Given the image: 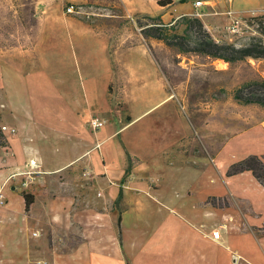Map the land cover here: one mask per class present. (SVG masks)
I'll return each instance as SVG.
<instances>
[{"label":"crops","instance_id":"0c3cea01","mask_svg":"<svg viewBox=\"0 0 264 264\" xmlns=\"http://www.w3.org/2000/svg\"><path fill=\"white\" fill-rule=\"evenodd\" d=\"M59 1L38 3L32 61L0 58V186L8 182L0 264H264V187L250 172L228 176L232 165L264 156L263 139L247 130L222 142V129L207 125L215 137L205 142L146 43L112 51L109 34L68 16ZM207 4L205 16L222 15L221 1ZM94 117L103 119L97 130ZM138 123L133 143L124 139ZM25 172L31 183L53 176L70 191L28 193L26 212V176H14ZM157 197L166 213L147 209Z\"/></svg>","mask_w":264,"mask_h":264},{"label":"rangeland","instance_id":"374dc122","mask_svg":"<svg viewBox=\"0 0 264 264\" xmlns=\"http://www.w3.org/2000/svg\"><path fill=\"white\" fill-rule=\"evenodd\" d=\"M41 1L47 0H0V58L17 54L29 58L30 61L34 59L33 49L39 24L37 8ZM130 1L131 8L127 9L124 6L125 11L122 10L117 0H60L59 2H62L64 12L68 16L81 19L98 33L109 34L112 51L123 52L133 45L145 43L137 29V15H144L138 12L141 9L151 12L158 11L161 16H164L165 23L175 22L180 17L199 19L205 30L219 43H232L240 47L254 38L262 37L264 40L262 36L264 35V24L259 27L257 22V18L264 15V0H235L232 4L228 0H219L221 1L219 12L222 15L217 17L204 15V12L209 13L205 8L208 4L200 11H196L194 3L197 0H172L173 4L167 8L157 5V1L160 0ZM203 1L208 3L210 0ZM214 1L217 2V0ZM69 7H73L75 13H67ZM230 8L240 14L243 19V24L236 34H228L227 31L230 19L225 13ZM197 12L201 17L196 15ZM185 27L186 25L181 26L180 29ZM150 43L153 48L151 54L167 80L169 91L175 101L183 107H180L181 112L191 121L194 130L204 135L205 142L215 137V133L209 134L204 131L207 125L210 130L222 129V142L229 134L248 130L249 133L257 134L260 139H263L256 144L260 146L257 152L264 154V108L256 104H241L234 99L235 91L244 83L264 80V59H248L245 62L228 66L223 61L211 60L197 54H179L178 50H170L157 41ZM120 65L121 63L118 62L117 66ZM222 90H225V93L220 92ZM158 101L159 99L153 96L150 105ZM116 108L120 110L121 106ZM160 112L157 108L152 114L157 116ZM101 117L93 119L98 118L100 122H103ZM111 119L118 127L119 123L115 117L111 116ZM141 124L138 123L128 129L124 134V139L127 138L133 143L132 133ZM226 127L230 129L227 130ZM216 130L214 131L217 133ZM257 131L259 133H256ZM118 142V139L109 141L107 146H113ZM56 180L51 176V179L45 183H40L38 180L33 181L34 183L30 181L27 187L21 184L20 189L30 194L35 192L37 195L53 196L59 192L69 193L70 187L65 182L57 184ZM156 184L155 181L150 180V185ZM163 192H167L166 186L163 187ZM157 198L158 200L151 199L147 209H162L161 211L166 213L165 203L159 197ZM220 205L223 206L222 201ZM263 231L264 228L261 229V232Z\"/></svg>","mask_w":264,"mask_h":264},{"label":"trees","instance_id":"16d2710c","mask_svg":"<svg viewBox=\"0 0 264 264\" xmlns=\"http://www.w3.org/2000/svg\"><path fill=\"white\" fill-rule=\"evenodd\" d=\"M118 4L125 11L120 0ZM173 4L172 0H160L157 5L167 8ZM137 29L145 41L150 52L153 51L151 41L162 43L170 50H178L179 54H197L208 59L223 61L228 66H233L248 59H264V40L254 38L244 46L237 47L232 43H219L208 33L199 19L180 17L172 23H165L162 16H151L148 14L137 15ZM144 20V21H143ZM258 26L264 24V15L257 18ZM186 27L180 29L181 26ZM264 37V35H262ZM170 92V91H169ZM220 92H224L222 90ZM171 93V92H170ZM234 99L241 104H256L264 108V80H252L241 85L234 93ZM190 121V120H189ZM191 122V121H190ZM5 146V138L0 134V151ZM133 167V160L129 158L130 175ZM250 172L255 180L264 187V156H249L248 158L232 165L228 176H235ZM25 200V211L30 210L34 202L32 195L22 194ZM122 196V191L120 192Z\"/></svg>","mask_w":264,"mask_h":264},{"label":"built area","instance_id":"2783aa9c","mask_svg":"<svg viewBox=\"0 0 264 264\" xmlns=\"http://www.w3.org/2000/svg\"><path fill=\"white\" fill-rule=\"evenodd\" d=\"M231 4L235 1V0H228ZM206 5V3L203 0H197L194 3V7L196 9V11H200L204 6ZM67 13L69 14H73L74 12V8L73 7H69L67 9ZM228 18L230 19V24L227 27V31L228 34H236L239 32L240 30V26L243 24V19L241 18L240 14L234 12L231 8L225 13ZM198 17H201V15L197 12L196 14ZM100 125V120L98 118H95L91 121V126L94 130H97L98 127ZM3 131H6V127H3L2 129ZM11 133H15L16 131L14 129H12L10 131ZM18 176V175H23L26 176L25 181L23 183L24 186H28L30 181H31V173L25 172V173H17L14 176ZM8 184V182H5L2 186H0V207H4L7 205V196H6V185ZM34 237L37 236V233L33 234ZM212 238L217 241L220 242L221 241V232L220 231H214L212 233ZM233 259L236 263V261L239 259V257L237 255L233 256ZM36 264H47L44 263L42 261H37Z\"/></svg>","mask_w":264,"mask_h":264}]
</instances>
